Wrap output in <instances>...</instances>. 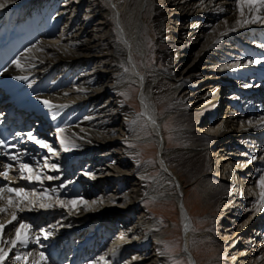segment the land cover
<instances>
[{
    "label": "bare ground",
    "instance_id": "6f19581e",
    "mask_svg": "<svg viewBox=\"0 0 264 264\" xmlns=\"http://www.w3.org/2000/svg\"><path fill=\"white\" fill-rule=\"evenodd\" d=\"M238 18L242 19L234 0H10L0 9V78L27 76L16 84L31 83L54 104L68 105L55 121L49 109L43 110L40 120L45 128L39 138L60 151L49 162L59 164L63 180L74 181L68 185V196L79 192L89 201L103 197L92 210L71 216L59 208L19 213L35 226L57 227L49 239L13 249L4 264H25L15 257L29 251L33 255L27 264L38 259L40 251L47 264H165L166 255H160L161 220L145 203L169 196L176 198L181 212L184 254L191 264H198L190 248L193 219L184 200L185 185L172 165L180 150L167 147L164 121L172 115L180 120L176 127L181 135L193 139L181 151L199 159L207 156L205 171L219 166L215 179L207 178L201 187L212 191L215 185L209 182H218V196L232 215H248L235 230L233 222L226 224L234 235L247 233L240 235L245 246L239 256H250L243 260L246 264H264V209L257 212L254 206L260 192L257 180L264 174L256 172L264 166L259 159L264 156V128L246 123L252 120L255 125L264 116V23L239 27ZM151 33L165 44L162 66L149 62ZM57 40L59 45H54ZM34 44L44 51L28 52ZM17 57L23 70L12 64ZM252 59L261 62L249 64ZM236 64L240 67H225ZM134 87L139 88V112L127 103ZM161 103L169 104L165 113L159 110ZM57 127L65 131L57 134ZM57 135L80 147L60 150ZM139 142L156 144L154 163L137 162ZM31 153L40 163L47 154ZM252 156L257 159L249 163ZM154 166L159 172L152 175ZM9 177L10 186L27 183L19 178L17 166L9 170ZM59 183L45 181V186ZM243 203L245 213L236 212L234 204ZM10 219V214L0 213V222ZM34 231L38 234V227ZM14 236L13 225H7L3 239ZM235 239L232 248L242 244Z\"/></svg>",
    "mask_w": 264,
    "mask_h": 264
},
{
    "label": "snow or ice",
    "instance_id": "6c2138e0",
    "mask_svg": "<svg viewBox=\"0 0 264 264\" xmlns=\"http://www.w3.org/2000/svg\"><path fill=\"white\" fill-rule=\"evenodd\" d=\"M9 2L10 0H3V2H0V9L4 8ZM201 2L203 3V0H201ZM234 4L236 9L239 11L240 17L242 18H238L236 20V26L243 27L247 24H254L258 22L264 23V15H257V13L264 11V0H234ZM112 7H115V5H112ZM246 9L247 12L251 14L250 16H246ZM220 11H223V9H220ZM224 24L227 25L228 21L225 20ZM230 30H235V28ZM224 34L225 33H220L221 36ZM59 43L60 42L58 40L53 42L54 45H59ZM33 49L39 52L44 51L42 47H37L35 44L32 45L31 48L27 49V51L32 52ZM64 50L67 51V46H65ZM21 55L23 56V54ZM260 62V60L256 59L248 61L249 64ZM12 64L21 70L25 67V65L21 63V57H17L13 60ZM28 66L31 67L33 65ZM121 67L124 72L129 71V69L124 67V65H121ZM225 67L235 69L239 68L240 65H225ZM16 79L28 80V77L17 76ZM141 80H143V77H141ZM28 86L31 87L32 84L29 83ZM245 86L250 87L251 85ZM64 95L67 96L68 93H65ZM120 95L127 98V93L125 92H121ZM41 103L45 108L52 112L51 118L53 121L57 119L60 109L68 107L67 104H54L48 99L41 100ZM139 115H146V113H141ZM147 119L151 121V117H147ZM151 122L155 123V121ZM246 123L249 127L264 128V116H261L255 125L252 120H248ZM243 126L244 123L242 122L241 127L243 128ZM55 131L57 134H60L63 133L65 129L57 127ZM81 131L84 130L81 129ZM15 136L21 138L16 144H11L5 139H0V157L4 158L3 161H0V176H2L5 181H9L8 184L0 185V200L5 202L3 205H0V213H8L11 216V219L7 221V224L0 222V264H4V261L8 258L9 253L13 249L17 247L27 248L29 243H38L41 238L45 240L49 239L54 234L52 229L57 227L56 224H49L47 227L35 226L33 223L28 222L22 216L18 215L19 213H24L25 211H35L38 209L51 210L59 208L64 210L68 216H71L74 213H79L81 209L83 211H90L93 206L103 203V197L89 201L79 192H73L71 196L67 195L68 185L73 184L74 181L63 180V174L60 173L59 164L49 162L50 159L60 155V151H58L51 143L47 142L43 138H38L32 131H28L27 133L16 132ZM77 138L86 139L85 137ZM25 139L33 142L39 149L46 150L47 154L42 157V163L36 159L35 155H30L27 150H21L19 145L22 144ZM56 139L59 141V147L62 151L66 152L71 148L80 147V145L75 143V141H72L70 144L67 143L66 140L59 135H57ZM87 142L91 143L90 140ZM130 147H134V145H130ZM12 149H16V151L13 153L11 151ZM25 158H28V160L32 162H27ZM256 159V156H252L249 163L255 161ZM259 159L264 161V156L259 157ZM33 162L35 163V166ZM113 163L115 162L113 161ZM161 164H163V161H161ZM14 166L18 167L19 178L27 182L25 185L15 187L10 186L11 178L9 177V170ZM45 169L59 174L48 175L44 171ZM256 172L264 173V167L257 168ZM84 175H91L95 178L94 175L88 171H85ZM45 181H60V183L58 185L48 187L45 186ZM257 187L260 189V192L259 198L255 202L254 206L256 207V211L259 212L264 209V174L259 175ZM62 193L65 194L63 198L61 196ZM14 222L17 223L14 224ZM7 225H13L15 236L12 239L5 240L3 239V236L5 235ZM37 227L38 234L34 231V228ZM185 228L187 229V226H185ZM9 231H11V229H9ZM120 239H123V236H121ZM5 245L8 246L7 250L4 247ZM41 247H43V245H41ZM112 251L115 252V249H112ZM169 251H171V249L165 245L164 249L160 252V255H166ZM32 255L33 253L29 251L23 257L16 255L15 259L17 261L23 259L25 264H27L28 257ZM36 256L38 259H34L32 264H47L48 258L44 252L40 251L36 254ZM99 259L104 261L103 256ZM133 259H135V257H133ZM105 264H107V261H105ZM174 264H177V262L174 261Z\"/></svg>",
    "mask_w": 264,
    "mask_h": 264
},
{
    "label": "rangeland",
    "instance_id": "374dc122",
    "mask_svg": "<svg viewBox=\"0 0 264 264\" xmlns=\"http://www.w3.org/2000/svg\"><path fill=\"white\" fill-rule=\"evenodd\" d=\"M172 18L173 17L170 16V19ZM170 28L173 27L170 25ZM164 49L165 44L158 42L154 35H152L150 38L151 57L149 62L151 64H158L162 66L163 59L161 53ZM138 94L139 88L137 90L136 87H134L131 91V97L127 98L128 105L136 112L141 111ZM224 104H222V111L225 107ZM168 106V103H161L159 105L160 112L165 113ZM258 114L261 115L262 113ZM176 116L177 115H172L170 119H165L164 128L167 130V147L169 150H180L179 160L173 161L172 165L178 170L179 177L185 185L184 200L193 219V236L191 237L190 245L191 251L195 254L198 264H246L243 260L246 259V261H248L250 256H239L238 252L243 246H245L243 244V239H241L242 236L240 235H245L247 233L244 231L238 235H234L232 231L233 229L235 230L241 226L248 218V215H232L234 214V211L230 212L231 210L228 208V205H225L218 196V192L220 191L218 182L212 181V183L211 181H208L209 183L215 185L212 191L205 192V190L201 187L207 178H209V180L215 179L213 174H216V170L219 166L215 167L214 165V167H210V169L205 171L206 168L203 161L207 156L199 159V157L195 158L194 156H189L187 152L181 151L183 148L189 146V144L193 142V139L181 135L180 129L176 127L177 122L179 123L180 120L179 118H176ZM219 119L220 115L217 117L216 122ZM238 142L242 143L241 140ZM254 143L251 142L250 144L254 145ZM218 146L222 145L219 144ZM136 147L139 155L138 162L143 163L149 160V162L154 163L156 161L157 146L155 143L150 145V142H139L136 144ZM207 154L209 156V153ZM79 169L80 166L76 171L79 172ZM156 170L157 172H155ZM158 172L159 170L155 169V166L152 167V175ZM218 180H220V178H218ZM155 201L156 202L147 201L145 205L147 207V211L161 220L162 230L164 233L163 249L165 245L171 249V251L166 254L165 264H174V261L177 262V264H191L183 250L181 212L178 209L176 198L169 196ZM244 206L245 203L239 205L238 207L237 204H234V207L237 210L236 212L238 213H245L243 209ZM227 218L232 219L230 220ZM230 222L234 223V227L229 225L233 228L229 230L226 229V224ZM252 226L247 230L250 233L253 230ZM234 239L235 241L240 239L242 244L238 245L236 248H232Z\"/></svg>",
    "mask_w": 264,
    "mask_h": 264
},
{
    "label": "water",
    "instance_id": "95a60500",
    "mask_svg": "<svg viewBox=\"0 0 264 264\" xmlns=\"http://www.w3.org/2000/svg\"><path fill=\"white\" fill-rule=\"evenodd\" d=\"M188 253V252H187ZM189 254V253H188ZM191 255V254H190Z\"/></svg>",
    "mask_w": 264,
    "mask_h": 264
}]
</instances>
